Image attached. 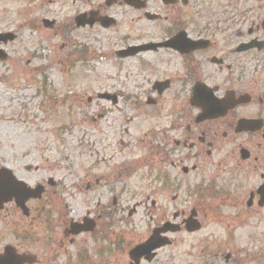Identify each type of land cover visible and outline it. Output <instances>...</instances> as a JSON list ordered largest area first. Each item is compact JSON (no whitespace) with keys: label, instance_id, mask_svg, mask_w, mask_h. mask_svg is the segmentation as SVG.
Returning <instances> with one entry per match:
<instances>
[{"label":"flooded vegetation","instance_id":"1","mask_svg":"<svg viewBox=\"0 0 264 264\" xmlns=\"http://www.w3.org/2000/svg\"><path fill=\"white\" fill-rule=\"evenodd\" d=\"M22 35L35 51L52 39L65 65L116 36L122 74L105 98L71 93L86 168L33 183L26 210L4 204L0 251L28 253L40 225L64 264H264V0H0L6 67ZM157 229L166 244L147 251Z\"/></svg>","mask_w":264,"mask_h":264},{"label":"rangeland","instance_id":"2","mask_svg":"<svg viewBox=\"0 0 264 264\" xmlns=\"http://www.w3.org/2000/svg\"><path fill=\"white\" fill-rule=\"evenodd\" d=\"M26 41L22 35L11 45V67L0 63V166L11 168L29 185L49 176L65 178L68 183L76 178L75 172L84 171L89 150H94L85 146L90 135L85 111L71 110L68 98L71 93L86 96L108 87L119 89L116 81L109 79L122 74L113 53L117 37L94 36L91 60L86 64L70 59L66 65L63 61L69 53L52 48V39L46 41L50 47L37 51L30 49ZM130 69L133 70L132 63ZM38 72L43 73L42 88ZM58 100L60 105L56 106ZM46 209L52 212L55 207ZM39 226H34L37 234L29 237L27 250L38 258L48 251L41 257L47 264H64L62 257L52 263L46 258L59 249V244L49 235L50 230L43 231ZM0 229L1 248L9 239L4 225ZM49 236L54 244L51 242L46 251L42 246Z\"/></svg>","mask_w":264,"mask_h":264},{"label":"water","instance_id":"3","mask_svg":"<svg viewBox=\"0 0 264 264\" xmlns=\"http://www.w3.org/2000/svg\"><path fill=\"white\" fill-rule=\"evenodd\" d=\"M107 97L106 95H101ZM40 191L37 189H30L24 183L18 182L12 176V173L7 168H0V206L3 202L15 199L19 206H23V202L27 197H34L39 195ZM161 230H156L146 242V249H151L164 244L162 238L159 236ZM14 254V253H13ZM34 258L30 255H15L12 256L11 249L5 247L4 253L0 255V264H22L24 262H32Z\"/></svg>","mask_w":264,"mask_h":264}]
</instances>
